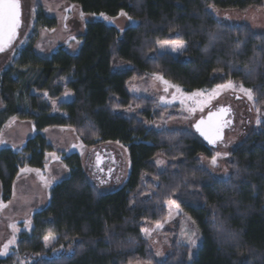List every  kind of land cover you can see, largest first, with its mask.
<instances>
[{"label": "trees", "instance_id": "trees-1", "mask_svg": "<svg viewBox=\"0 0 264 264\" xmlns=\"http://www.w3.org/2000/svg\"><path fill=\"white\" fill-rule=\"evenodd\" d=\"M67 1L83 14L124 13L137 24L120 31L89 23L77 53L60 47L47 59L30 44L0 75V132L11 118L31 122L36 131L19 151L0 150L1 201H10L24 169L44 170L53 153L42 135L49 128L72 129L84 146H124L130 172L120 188L100 193L79 155L64 157L69 176L51 188L49 204L33 215L31 232L20 235L0 264H189L187 245L175 243L159 263L142 237L145 224L166 219L169 202L202 237L192 264H264V124L231 152L230 176L221 180L200 163V157L212 158L213 147L195 132L150 128L168 109L127 90L131 80L148 75L186 92L231 81L252 90L256 108L264 110V34L222 23L213 12L261 9L264 0ZM37 24L56 27L42 14ZM163 41L184 43L185 52L159 55ZM64 92L73 99L53 114L43 94L57 100ZM157 157L170 163L163 172ZM45 237L56 238L52 250L61 248V255L50 257Z\"/></svg>", "mask_w": 264, "mask_h": 264}, {"label": "rangeland", "instance_id": "rangeland-1", "mask_svg": "<svg viewBox=\"0 0 264 264\" xmlns=\"http://www.w3.org/2000/svg\"><path fill=\"white\" fill-rule=\"evenodd\" d=\"M19 4L22 25L17 41L8 51L0 53V75L14 67L20 52L30 44L40 58L47 59L60 47L69 53H77L81 46L80 38L84 35L89 23L103 22L120 31L137 24L124 13L115 18L103 14H83L78 6L67 0H19ZM213 12L222 23L246 25L252 31L264 34V7L251 8L244 12L220 10H213ZM39 14L45 18L54 19L56 27L54 29L40 28L37 24ZM161 44L158 45L157 50L159 55L170 54L178 57L186 49L184 43H182L184 47L175 52L172 51V46L180 43H168L164 46ZM158 77L160 76L148 75L141 79L135 78L127 84V90L133 97L149 99L156 106L168 109L163 117L148 125L156 131L179 130L193 133L195 132L193 126L207 114L219 109L231 112L227 119L232 118V125L225 131L223 141L213 148L212 158L200 157L202 166L215 177L221 180L228 179L231 152L242 144L251 132L259 130L264 124V110L257 109L254 98L249 100L248 95L241 91L242 85L235 82H232L233 88L220 89L217 86L212 89L194 91L202 94L191 97L194 92H186L180 87L178 92L176 87H167ZM166 87L167 91H165ZM213 90H216L215 94ZM32 94L37 95V92L32 91ZM43 96L50 103L53 114L59 113L61 104L73 99V95L69 92H64L57 100H49L47 94ZM161 97L164 98L163 102ZM182 100L183 103H181ZM2 107L0 95V109ZM189 109H195V111H189ZM129 110L131 115L138 112L136 109ZM35 133L31 122L11 118L0 132V141H2L0 150L9 148L19 151ZM42 135L53 149L44 170L37 172L24 169L16 179L11 199L6 204L1 201L0 184V249L8 244L7 254L0 256L1 258L13 252L22 233L31 232L33 215L49 204L51 188L69 176V170L63 163L64 157L72 153L79 155L88 180L100 193L117 190L128 178L130 158L124 146L117 143L84 146L75 132L69 128H49L44 130ZM213 158H215V164L212 163ZM154 163L159 172L165 171L170 164L160 157H157ZM166 208L168 212L166 219L158 224H145L142 237L148 243L157 262H164L172 254L173 245L178 243L191 248L189 264H192L201 246L202 237L191 218L179 207L177 208V204L169 202ZM12 226H15V229ZM190 238L196 241L194 246L189 242ZM13 239L14 242L9 244V241ZM55 240V237L45 240L50 257L61 255L63 251L61 248L52 250ZM22 264H30V262Z\"/></svg>", "mask_w": 264, "mask_h": 264}, {"label": "snow or ice", "instance_id": "snow-or-ice-1", "mask_svg": "<svg viewBox=\"0 0 264 264\" xmlns=\"http://www.w3.org/2000/svg\"><path fill=\"white\" fill-rule=\"evenodd\" d=\"M20 5L19 0H0V52L4 51L5 46L7 44H10L11 41L14 39L16 35V29L19 27V15H20ZM123 14V13H122ZM107 19V17H105ZM168 41H163L161 46L167 45ZM184 45L182 43L176 44L172 46V51H177L178 49H182ZM167 87H176V90L179 92L180 89L178 86L171 85L168 81L163 80V77H158ZM167 87L165 88V91H167ZM233 84L231 81H229L227 84L218 85V88L220 89H226V88H233ZM241 91H244L248 95V99L252 100V90L250 89H244L241 86ZM216 90H213V94H215ZM202 93L194 92L191 94V97L199 96ZM189 97V98H191ZM211 98V97H210ZM175 99V97H174ZM161 101H164V98L161 97ZM183 103V100L181 101ZM201 110H203L201 108ZM189 111H195V109H189ZM221 113L226 112V109H221ZM215 113L209 114V122L212 121L213 116H215ZM205 121L202 119L200 120L196 125V129L210 144H214L216 139L219 138V125L216 126L215 134H213L211 129H207L205 127H202L205 125ZM2 143V141H0ZM215 158H213L212 163L215 164ZM39 172V170H34ZM174 203V202H173ZM178 208V206H177ZM15 229V226H12ZM159 227V225H157ZM50 239V237H45V240L47 241ZM13 240L9 241V244L13 243ZM193 246L195 245L196 241L194 239L190 238L189 241ZM8 250V244L4 245L3 249H0V256L6 255Z\"/></svg>", "mask_w": 264, "mask_h": 264}, {"label": "water", "instance_id": "water-1", "mask_svg": "<svg viewBox=\"0 0 264 264\" xmlns=\"http://www.w3.org/2000/svg\"><path fill=\"white\" fill-rule=\"evenodd\" d=\"M20 5V4H19ZM19 11H20V15H19V27L16 29V35H15V37H14V39L11 41V43L10 44H7L6 46H5V49H4V51H2V52H0V53H3V52H5V51H8L11 47H12V45L17 41V39H18V34H19V31H20V28H21V25H22V13H21V9H19ZM221 109H219L218 111H214V112H211V113H215L216 115L215 116H213V119H212V121L211 122H209V114H207L206 115V117L203 119L206 123H205V125H203L202 127H205V128H207V129H211L212 130V132H213V134H215V130H216V126L217 125H219L220 127H219V133H218V135H219V138H217L216 139V141H215V143L214 144H210L209 142H208V140H206L205 138H204V136H202L201 134H200V132H198L197 131V129H196V127H195V125L193 126V129H194V131H195V133L208 145V146H210V147H215L216 146V144H218V143H220V142H222L223 141V139H224V134H225V131L228 129V127L230 126V125H232V118L230 117L229 119H227V117H228V115H230V113L231 112H229L228 110L226 111V112H223V113H221V111H220ZM202 120V119H201ZM200 121V120H199ZM198 121V122H199ZM197 122V123H198ZM196 123V124H197Z\"/></svg>", "mask_w": 264, "mask_h": 264}]
</instances>
